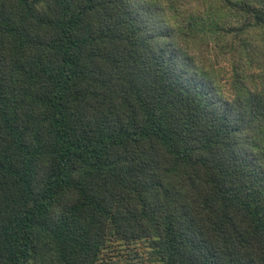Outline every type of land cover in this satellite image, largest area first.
<instances>
[{
	"label": "trees",
	"instance_id": "16d2710c",
	"mask_svg": "<svg viewBox=\"0 0 264 264\" xmlns=\"http://www.w3.org/2000/svg\"><path fill=\"white\" fill-rule=\"evenodd\" d=\"M206 1L0 0V264H264V0Z\"/></svg>",
	"mask_w": 264,
	"mask_h": 264
},
{
	"label": "rangeland",
	"instance_id": "374dc122",
	"mask_svg": "<svg viewBox=\"0 0 264 264\" xmlns=\"http://www.w3.org/2000/svg\"><path fill=\"white\" fill-rule=\"evenodd\" d=\"M189 1V0H188ZM191 1V0H190ZM213 1L209 0L199 4V8H205V6H213ZM198 12V10H195ZM217 16V15H214ZM242 15L240 13L229 12L225 14V17L216 18L220 23V26L226 24H240L242 22ZM222 34L209 32L206 37L200 39L189 38L188 53L194 56L198 63L204 66L206 63L208 66H212L216 72V76L219 79L221 86L225 89V92H231L233 81V67L237 64L236 57L229 51L227 42L237 40L232 39V35H227L223 39ZM234 37V36H233ZM238 36L235 38L237 39ZM260 44V43H259ZM257 43V47L259 46ZM264 49V40L261 42ZM260 44V45H261ZM235 46V45H234ZM260 58L263 59L261 54ZM247 66V65H246ZM251 67H245V78L249 80V75L254 77L257 73L256 65ZM150 247L146 241L138 240L136 242L125 241H110L101 254V259L97 264H161L160 261L150 253Z\"/></svg>",
	"mask_w": 264,
	"mask_h": 264
}]
</instances>
